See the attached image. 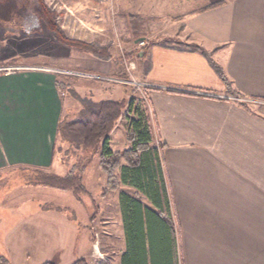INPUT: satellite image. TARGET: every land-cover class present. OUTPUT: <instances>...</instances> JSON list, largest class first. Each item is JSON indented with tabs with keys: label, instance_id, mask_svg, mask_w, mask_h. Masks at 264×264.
<instances>
[{
	"label": "crops",
	"instance_id": "0c3cea01",
	"mask_svg": "<svg viewBox=\"0 0 264 264\" xmlns=\"http://www.w3.org/2000/svg\"><path fill=\"white\" fill-rule=\"evenodd\" d=\"M168 4L161 13L176 16L159 33L177 41L150 37L139 82L169 197L176 263L264 264V0ZM61 113L49 69H0V173L50 170ZM122 252L110 264H120Z\"/></svg>",
	"mask_w": 264,
	"mask_h": 264
},
{
	"label": "rangeland",
	"instance_id": "374dc122",
	"mask_svg": "<svg viewBox=\"0 0 264 264\" xmlns=\"http://www.w3.org/2000/svg\"><path fill=\"white\" fill-rule=\"evenodd\" d=\"M171 1L175 0H43L66 37L108 45L109 60L58 42L36 14L38 0L1 1L0 69L35 66L53 72L62 101V120L75 117L81 108L72 92L94 101L127 102L132 98V112L116 121L108 142L109 148L121 152L130 146L127 134L130 118L136 117L133 110H147L146 93L139 82V42L144 41L145 48L150 37L177 41L159 33L161 24L167 25V17L176 16L161 13L171 9ZM175 26L171 24L169 32H176ZM77 163L82 165L77 172L83 187L77 194L30 183L34 169L0 173V257L9 261L6 264H72L78 258L87 264L118 260L124 249L118 195L120 191L137 192L121 183L108 184L98 153H74L59 134L52 167L42 171L64 176ZM5 200L18 201V205L3 206ZM18 222H22L19 231L5 238L6 229ZM84 250L88 251L86 256Z\"/></svg>",
	"mask_w": 264,
	"mask_h": 264
},
{
	"label": "trees",
	"instance_id": "16d2710c",
	"mask_svg": "<svg viewBox=\"0 0 264 264\" xmlns=\"http://www.w3.org/2000/svg\"><path fill=\"white\" fill-rule=\"evenodd\" d=\"M4 1V0H0ZM37 16L45 26L55 33L58 42L89 52L101 60H109L108 45H98L66 37L54 23L52 13L43 0H38ZM186 48H198L185 45ZM217 71L224 82H230L220 68ZM124 74V73H123ZM121 74V80L122 78ZM58 83L56 81V87ZM235 94V92H232ZM72 96L81 104L75 117L60 120L57 134L72 148L73 152H97L99 165L107 175L108 184H123L135 189L134 195L120 191L118 195L124 251L120 264H177L175 228L170 212L169 197L163 182L157 147L150 144L151 129L146 109L135 107L136 117L130 118L127 140L130 146L121 152L109 148V135L116 121L132 112V98L129 101L101 99L98 101L82 98L75 92ZM82 165L77 163L64 176L35 170L32 184H41L79 193L83 190L82 177L77 172ZM76 170V172L74 171ZM119 171V174L116 173ZM30 179V178H29ZM146 198L157 209L144 206L140 198ZM8 263L0 257V264ZM42 264H55L51 261ZM72 264H87L83 258ZM97 264H110L100 260Z\"/></svg>",
	"mask_w": 264,
	"mask_h": 264
},
{
	"label": "built area",
	"instance_id": "2783aa9c",
	"mask_svg": "<svg viewBox=\"0 0 264 264\" xmlns=\"http://www.w3.org/2000/svg\"><path fill=\"white\" fill-rule=\"evenodd\" d=\"M144 44H145L144 41H140V42H139V46H138L137 51L140 50V49H143V48H144ZM131 67H132V63H129V64L127 65V69L130 70Z\"/></svg>",
	"mask_w": 264,
	"mask_h": 264
},
{
	"label": "water",
	"instance_id": "95a60500",
	"mask_svg": "<svg viewBox=\"0 0 264 264\" xmlns=\"http://www.w3.org/2000/svg\"><path fill=\"white\" fill-rule=\"evenodd\" d=\"M144 52H145V48L138 50V51L136 52V56H137V58H138V59H141L142 56H143V54H144Z\"/></svg>",
	"mask_w": 264,
	"mask_h": 264
}]
</instances>
